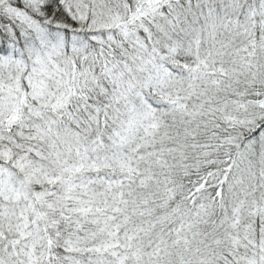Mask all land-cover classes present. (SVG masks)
Masks as SVG:
<instances>
[{
	"label": "snow or ice",
	"instance_id": "6c2138e0",
	"mask_svg": "<svg viewBox=\"0 0 264 264\" xmlns=\"http://www.w3.org/2000/svg\"><path fill=\"white\" fill-rule=\"evenodd\" d=\"M0 264H264V0H0Z\"/></svg>",
	"mask_w": 264,
	"mask_h": 264
}]
</instances>
